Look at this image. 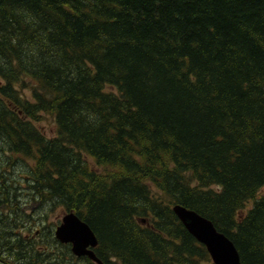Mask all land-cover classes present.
<instances>
[{"label": "trees", "instance_id": "obj_1", "mask_svg": "<svg viewBox=\"0 0 264 264\" xmlns=\"http://www.w3.org/2000/svg\"><path fill=\"white\" fill-rule=\"evenodd\" d=\"M263 186L264 0H0V264H96L54 211L105 264H213L174 204L264 264Z\"/></svg>", "mask_w": 264, "mask_h": 264}, {"label": "water", "instance_id": "obj_2", "mask_svg": "<svg viewBox=\"0 0 264 264\" xmlns=\"http://www.w3.org/2000/svg\"><path fill=\"white\" fill-rule=\"evenodd\" d=\"M172 210L186 230L205 246L214 264H242L233 242L211 220L180 204L173 205ZM54 235L58 241L71 244L75 256H87L96 264H104L92 249L98 243L97 237L74 212L66 211L62 215L61 222L54 228Z\"/></svg>", "mask_w": 264, "mask_h": 264}, {"label": "rangeland", "instance_id": "obj_3", "mask_svg": "<svg viewBox=\"0 0 264 264\" xmlns=\"http://www.w3.org/2000/svg\"><path fill=\"white\" fill-rule=\"evenodd\" d=\"M25 92V91H24ZM42 124H39V126H43L44 128H46V132L48 135H54L56 132V128L53 124V122L51 121L50 118H47L46 120H41L40 121ZM260 193H264V186L261 188ZM251 206V203L248 204V207ZM21 207L23 208H29L31 206L28 205H21ZM63 211L60 213L59 211H54L52 213L49 214L48 216V221L49 222H58V220L60 219L59 217L62 216ZM28 226V223H24L21 225V228H25ZM74 255V254H73Z\"/></svg>", "mask_w": 264, "mask_h": 264}, {"label": "bare ground", "instance_id": "obj_4", "mask_svg": "<svg viewBox=\"0 0 264 264\" xmlns=\"http://www.w3.org/2000/svg\"><path fill=\"white\" fill-rule=\"evenodd\" d=\"M64 224H65V221L63 220L62 225H64Z\"/></svg>", "mask_w": 264, "mask_h": 264}]
</instances>
